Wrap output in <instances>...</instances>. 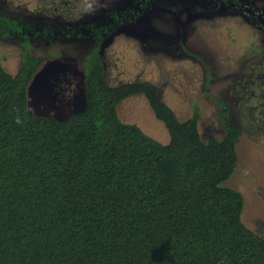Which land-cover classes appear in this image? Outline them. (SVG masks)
<instances>
[{"label":"trees","instance_id":"obj_1","mask_svg":"<svg viewBox=\"0 0 264 264\" xmlns=\"http://www.w3.org/2000/svg\"><path fill=\"white\" fill-rule=\"evenodd\" d=\"M150 1L172 10L183 2ZM111 27L89 29L100 39ZM22 33L0 16V36ZM49 59L26 48L15 74L0 62V264H264V237L241 220L242 194L223 185L239 136L225 109L224 136L203 140L196 110L179 120L155 84L109 85L92 53L84 108L62 120L34 115L29 88ZM136 93L167 143L119 118L118 102Z\"/></svg>","mask_w":264,"mask_h":264},{"label":"rangeland","instance_id":"obj_2","mask_svg":"<svg viewBox=\"0 0 264 264\" xmlns=\"http://www.w3.org/2000/svg\"><path fill=\"white\" fill-rule=\"evenodd\" d=\"M195 1L178 11L145 8L129 19L124 14L133 10L131 0H0V16L23 29L0 36V62L15 74L26 48L50 58L29 88L34 115L62 120L84 108L85 62L92 53L103 59L109 85L153 83L179 120L196 110L203 140L224 136L225 109L239 136L237 165L223 185L242 194L241 220L264 237V41L256 43L246 23L232 22L237 17ZM117 11L125 17L122 24L113 15ZM96 23L113 27L100 39L80 29ZM74 25L80 27L76 34L58 36ZM117 114L157 141H169L142 93L120 100Z\"/></svg>","mask_w":264,"mask_h":264},{"label":"flooded vegetation","instance_id":"obj_3","mask_svg":"<svg viewBox=\"0 0 264 264\" xmlns=\"http://www.w3.org/2000/svg\"><path fill=\"white\" fill-rule=\"evenodd\" d=\"M182 1V5L179 9L170 10L178 11L184 6V4L187 5L191 0ZM195 2H205L210 10L212 12L214 11L215 14H220L228 17H237L238 20L232 22H235L236 24L240 22L246 23L252 30V32L250 33L251 38H256L257 41L255 42L259 43V45L261 44V41H264V0H196ZM149 3L150 6L148 7ZM130 6L133 7V10H131L130 8V10H127L124 14L125 16L129 17V19H135V17H137V15H140L145 8L147 9L153 7H165L161 5L151 6L150 0H131ZM117 14L118 17H116V19L122 20L125 18H121V14L119 13V11H117ZM128 14H130V16ZM109 17L111 18V16ZM110 22L111 24L114 23L113 20ZM119 24H122V22H120ZM73 27H76L77 29L80 28L76 25H74ZM80 29H84L89 35H92V33H90L91 29L83 27Z\"/></svg>","mask_w":264,"mask_h":264},{"label":"clouds","instance_id":"obj_4","mask_svg":"<svg viewBox=\"0 0 264 264\" xmlns=\"http://www.w3.org/2000/svg\"><path fill=\"white\" fill-rule=\"evenodd\" d=\"M17 123H19V121H17Z\"/></svg>","mask_w":264,"mask_h":264}]
</instances>
